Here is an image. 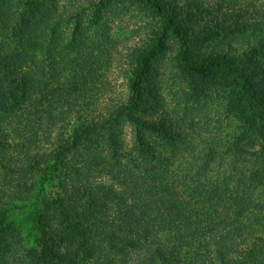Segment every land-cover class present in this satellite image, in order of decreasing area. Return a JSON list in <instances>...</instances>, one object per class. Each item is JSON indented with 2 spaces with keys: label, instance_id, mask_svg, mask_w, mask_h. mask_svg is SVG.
<instances>
[{
  "label": "trees",
  "instance_id": "trees-1",
  "mask_svg": "<svg viewBox=\"0 0 264 264\" xmlns=\"http://www.w3.org/2000/svg\"><path fill=\"white\" fill-rule=\"evenodd\" d=\"M57 1L20 12L19 0H0V264H262L264 196L254 190L264 189V178L213 176L222 156L187 146L189 136L152 107L156 85L148 76L171 38L193 43L207 32L262 27L255 45L245 42L246 59L184 63L203 81L218 73L229 84L230 110L245 123L235 154L264 160V0H216L207 12L199 0H186L188 12L183 0H131L161 21L162 35L130 50L121 69L125 101L74 117L53 147L41 150V135L65 121L88 79L76 55H53L74 44L85 23L75 10L57 14ZM122 121L132 131L127 151L116 136ZM78 149L97 167L109 158L121 187L75 183L67 157Z\"/></svg>",
  "mask_w": 264,
  "mask_h": 264
},
{
  "label": "rangeland",
  "instance_id": "rangeland-1",
  "mask_svg": "<svg viewBox=\"0 0 264 264\" xmlns=\"http://www.w3.org/2000/svg\"><path fill=\"white\" fill-rule=\"evenodd\" d=\"M38 1L19 0L18 11L30 8L31 3ZM215 1L199 0L203 11L206 12ZM238 2L243 3L241 0ZM189 3L186 0L180 2L184 7L182 11L192 10L188 7ZM53 5L57 14L68 9L75 10L76 15H80L82 21H85L83 35L66 50L53 48L55 49L53 55L55 53L76 55L88 79L81 87L82 94L73 97V102L68 108L69 113L64 116L65 121L58 120L56 126L41 135V150L51 149L55 141L67 132L68 125L74 117L101 113L109 105L124 102L126 80L121 69L131 61L128 56L130 50L146 47L154 33L162 35L161 21L154 19L147 8L131 0H58ZM191 12L194 13V10ZM200 16L204 18L207 15L203 12ZM90 19L91 22H88ZM73 23V19L70 20L71 26ZM64 30L65 26H60L56 33ZM261 30L262 27L254 28L247 33L239 30L236 32L218 30L213 34L207 32L193 43H182L171 38L167 41V48L154 58L149 71L148 79H152L156 85L157 95L156 102L151 100L152 107H157L158 113L165 116L176 132L182 130L183 134L189 136L187 146L198 155L211 153L222 156L215 161L216 169L213 173V176L220 180L234 174L231 177L233 179L238 172H242L241 178L244 181L250 177L264 178V160L257 158L255 154L242 156L235 154L234 149L237 145L235 141L239 133L245 129V123L241 116L234 117L230 110L233 106L229 84L220 80L221 75L218 73L206 78L205 81L195 77L185 68L184 61L216 57H226L230 61L246 59L250 51L249 49L246 51L248 43L245 42L249 40V48L255 45L259 41ZM232 40L244 41L243 46L235 45V48L228 49L226 45ZM260 52L258 50L255 56L261 57ZM38 53L39 58L44 60V47H39ZM116 136L121 141V151L130 150L132 131L129 125L120 122ZM122 163L121 165H125ZM112 164L114 163L107 158L102 167H97L85 150L78 149L68 155L66 170L75 183L78 181L113 183L119 189L120 184L113 181L112 174L110 175L114 171ZM254 192L260 197L264 196V189L260 186ZM259 262L264 264V256Z\"/></svg>",
  "mask_w": 264,
  "mask_h": 264
}]
</instances>
